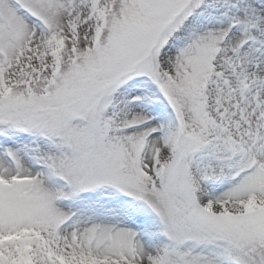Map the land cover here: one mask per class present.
I'll list each match as a JSON object with an SVG mask.
<instances>
[{"label": "snow or ice", "instance_id": "6c2138e0", "mask_svg": "<svg viewBox=\"0 0 264 264\" xmlns=\"http://www.w3.org/2000/svg\"><path fill=\"white\" fill-rule=\"evenodd\" d=\"M0 264H264V0H0Z\"/></svg>", "mask_w": 264, "mask_h": 264}]
</instances>
